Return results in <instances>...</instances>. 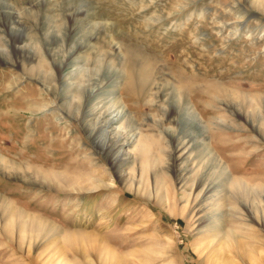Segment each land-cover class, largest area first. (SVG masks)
<instances>
[{
  "label": "rangeland",
  "instance_id": "1",
  "mask_svg": "<svg viewBox=\"0 0 264 264\" xmlns=\"http://www.w3.org/2000/svg\"><path fill=\"white\" fill-rule=\"evenodd\" d=\"M0 264H264V0H0Z\"/></svg>",
  "mask_w": 264,
  "mask_h": 264
}]
</instances>
